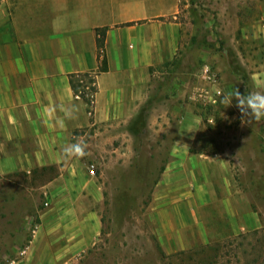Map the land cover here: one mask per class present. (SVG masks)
Listing matches in <instances>:
<instances>
[{
  "label": "rangeland",
  "instance_id": "1",
  "mask_svg": "<svg viewBox=\"0 0 264 264\" xmlns=\"http://www.w3.org/2000/svg\"><path fill=\"white\" fill-rule=\"evenodd\" d=\"M241 2L180 0L184 37L137 117L86 136L91 188L71 195L56 183L33 203L11 189V200L0 195V264H264V119L242 123L221 95L262 91L233 77L244 73L237 49L256 47L242 36ZM206 65L216 81L203 78ZM190 112L199 128L176 165L169 149ZM87 237L93 246L62 260L29 256L36 238L56 249Z\"/></svg>",
  "mask_w": 264,
  "mask_h": 264
},
{
  "label": "crops",
  "instance_id": "2",
  "mask_svg": "<svg viewBox=\"0 0 264 264\" xmlns=\"http://www.w3.org/2000/svg\"><path fill=\"white\" fill-rule=\"evenodd\" d=\"M241 3L242 36L256 40V47L235 52L244 73L233 76L234 81H255L264 92V0ZM179 11L180 0H0L2 198L11 200V189L16 196L32 197L33 203L35 192H51L56 183L60 191L71 188V195L91 188L82 158L63 159L62 149L85 142L88 133L101 127L128 124L137 117L152 95L153 81H161L160 70L184 37L176 20ZM98 28L106 29L102 53L96 43ZM103 58L106 69L99 71ZM77 73L94 75L91 111L74 97L69 78ZM51 105L57 106V118L64 116L60 106L75 105L78 111L60 127L45 114ZM180 122L169 149L176 165L189 155L200 118L190 112ZM93 244L87 237L52 249V241L36 238L28 250L38 261L55 262L66 251Z\"/></svg>",
  "mask_w": 264,
  "mask_h": 264
},
{
  "label": "clouds",
  "instance_id": "3",
  "mask_svg": "<svg viewBox=\"0 0 264 264\" xmlns=\"http://www.w3.org/2000/svg\"><path fill=\"white\" fill-rule=\"evenodd\" d=\"M223 102L230 106L235 100V106L238 108L241 116L242 123L259 122L264 119V92L254 91L247 95H242L239 89L233 88L232 92L228 95L221 93ZM60 110L63 111L64 116L57 118L55 113L57 106L51 105L45 109V114L49 119H54L55 123L63 127L65 119H74L75 113L78 111L75 105L71 107L60 106ZM87 144L84 141H78L71 143L63 147L62 158L63 159H81L86 155L85 149Z\"/></svg>",
  "mask_w": 264,
  "mask_h": 264
},
{
  "label": "built area",
  "instance_id": "4",
  "mask_svg": "<svg viewBox=\"0 0 264 264\" xmlns=\"http://www.w3.org/2000/svg\"><path fill=\"white\" fill-rule=\"evenodd\" d=\"M203 78L206 81H216L215 73L211 70L209 66H204L202 68ZM88 75L92 78L91 81H88L85 78H80V88L77 92L74 93V97L77 99H82L88 106H93L95 101V80L94 75L92 73H88ZM88 173L93 174V166L91 165L88 168Z\"/></svg>",
  "mask_w": 264,
  "mask_h": 264
},
{
  "label": "trees",
  "instance_id": "5",
  "mask_svg": "<svg viewBox=\"0 0 264 264\" xmlns=\"http://www.w3.org/2000/svg\"><path fill=\"white\" fill-rule=\"evenodd\" d=\"M105 28H98L96 29V33H97V39H96V43H97V47L100 53H102L103 48H104V36H105ZM106 69V65H105V60L104 58L102 59L100 66H99V71H104ZM80 78H85L88 81H91L92 78L88 75V73H77V74H72L70 75L69 81L71 84V87L73 89V92H77L78 89L80 88ZM94 90L95 87H94ZM212 141L211 139H208L207 142ZM209 145V144H207ZM193 150V149H192ZM198 151H200V149H198ZM201 151H207V152H211V153H216V151H212L210 149H202Z\"/></svg>",
  "mask_w": 264,
  "mask_h": 264
}]
</instances>
